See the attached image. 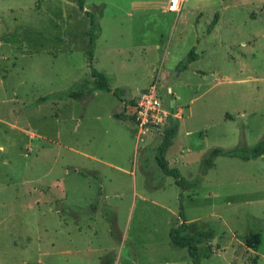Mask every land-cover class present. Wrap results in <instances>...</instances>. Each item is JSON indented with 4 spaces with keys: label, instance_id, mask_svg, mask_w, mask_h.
<instances>
[{
    "label": "rangeland",
    "instance_id": "rangeland-1",
    "mask_svg": "<svg viewBox=\"0 0 264 264\" xmlns=\"http://www.w3.org/2000/svg\"><path fill=\"white\" fill-rule=\"evenodd\" d=\"M169 2L0 0V264H193L169 237L181 210L214 234L201 264H264V155L218 156L202 174L215 147L264 139V0H186L179 13ZM193 48L195 65L175 68ZM93 71L121 96H54ZM154 79L183 114L169 164L165 130L142 131L129 103ZM250 232L258 249L243 242ZM54 245L80 252L43 254Z\"/></svg>",
    "mask_w": 264,
    "mask_h": 264
},
{
    "label": "trees",
    "instance_id": "trees-1",
    "mask_svg": "<svg viewBox=\"0 0 264 264\" xmlns=\"http://www.w3.org/2000/svg\"><path fill=\"white\" fill-rule=\"evenodd\" d=\"M79 7L83 10L85 7V0H77ZM215 19L217 20V15L215 16ZM215 22V21H213ZM212 24L208 31H211L213 28ZM74 38L76 37L73 35ZM54 40L61 41V38L52 37ZM197 53L195 52V48L191 49L187 56L180 62L179 66L182 69H186L190 62L197 59ZM92 79H85L84 81L80 82V86H82L81 90H71L66 92H61L58 95L60 99L71 97V98H82L85 95H90L94 93L97 90H107V91H114V93L117 96H121L119 90L112 89L108 78L106 75L102 72L93 71L92 72ZM90 84V86H88ZM52 96H44L40 100L41 101H47L48 99H51ZM134 104V103H133ZM117 117H120V115H117ZM227 117H232L229 114ZM178 119V118H177ZM174 118H171V126L165 130V144L166 147L169 146L171 143V140L177 135V126L175 123H173ZM165 151V150H163ZM264 155V139L258 142L256 145H254L251 148H248L246 146H240L231 150H226L221 147H215L210 155L205 158L204 160V168L202 174H205L208 172V170L214 166L215 164V158L218 156H229V157H239L244 160H249L252 158H257ZM164 164V162H163ZM165 166V164H164ZM168 170V169H167ZM168 174H171L175 177L176 182L179 186H181L184 190H186L187 187L191 186V182H189L187 179H185L180 171L178 169L168 170ZM181 221L179 219H176L170 229V241L174 246L177 247H184L188 248L190 256L193 260V264H201V258L206 255H210L211 250L207 252L206 254L203 253V248L201 244L205 243L207 240H210L214 237V234L212 232H205L201 228L198 227L196 222H188L184 219L182 210L180 214ZM243 242L245 245H247L249 248L258 249L261 244V235L259 233L250 232L243 236ZM254 262L257 261V257L253 259ZM110 262V261H107Z\"/></svg>",
    "mask_w": 264,
    "mask_h": 264
},
{
    "label": "built area",
    "instance_id": "built-area-1",
    "mask_svg": "<svg viewBox=\"0 0 264 264\" xmlns=\"http://www.w3.org/2000/svg\"><path fill=\"white\" fill-rule=\"evenodd\" d=\"M182 1L171 0L170 10L179 11ZM133 108L136 123L144 132L166 130L171 126L172 117L183 115L180 111L171 112L165 108L164 101L159 93L157 79H154L151 85L141 92L139 98L135 100Z\"/></svg>",
    "mask_w": 264,
    "mask_h": 264
},
{
    "label": "crops",
    "instance_id": "crops-1",
    "mask_svg": "<svg viewBox=\"0 0 264 264\" xmlns=\"http://www.w3.org/2000/svg\"><path fill=\"white\" fill-rule=\"evenodd\" d=\"M186 0H183L182 1V4H181V7H180V9H179V11H176L177 13H179V12H182L183 11V9L184 8H186ZM168 9L170 10V2H169V5H168ZM189 10V9H188ZM171 11H173V10H171ZM203 14V12L202 11H200V15H199V17L201 16ZM216 16V15H215ZM218 18H217V21H216V23H215V26L217 25V24H219V21H220V19H221V16H217ZM196 21H199L198 19H196ZM215 27H213L212 29H211V31H207L208 33H211L212 31H214L215 29H214ZM200 42V41H199ZM196 52V51H195ZM197 53V52H196ZM197 59L196 60H194V61H192V62H190L189 63V65H188V67L186 68V69H183L184 71H186V70H189V69H191L194 65H195V63L199 60V57H200V55H199V53H197ZM187 56V55H186ZM182 60H176L175 61V68H177V67H179V64H180V62H181ZM195 69V71H197V73L198 74H206V72L203 70V69H199V68H194ZM183 71V72H184ZM182 72V71H181ZM152 79H153V77H152ZM151 79V80H152ZM149 87V86H148ZM148 87H144V88H141V90H140V92H142V91H144L145 89H147ZM114 90V89H113ZM112 93L113 94H115L114 93V91H112ZM132 99V98H131ZM131 99H130V102L129 103H135V101L133 100V101H131ZM164 101V100H163ZM122 102L124 103V104H126L127 102L125 101V100H123L122 99ZM133 105V104H132ZM164 105H166L167 106V108H169V110L170 111H174L175 112V109L174 108H172V106L174 105V102L172 101V102H170V105H168V103L166 102V101H164ZM178 111H181V110H178ZM117 115H120V117H117ZM115 116L119 119V120H124V121H128V120H130L131 121V119H130V117H129V115H127V113H117V114H115ZM177 118H179V117H177ZM172 119H173V117H172ZM133 122V121H132ZM134 123V122H133ZM177 136V135H176ZM138 140L140 141V136L138 135ZM172 143V142H171ZM171 143L169 144V146L171 147ZM167 147V149L164 151V154H165V157H166V160H167V162H168V164L171 162V159H175L176 157H175V154H172L171 153V150H169L170 149V147ZM86 154V156L87 157H90V158H92V159H94V160H99V161H104V158L103 157H100L99 155H97L96 153H94V152H91V153H89V152H87V153H85ZM176 160V159H175ZM105 163H110L109 161H104ZM110 164H113V163H110ZM116 167H118V168H121L119 165H115ZM182 175V174H181ZM183 176V175H182ZM184 177V176H183ZM185 178V177H184ZM176 181V180H175ZM173 225V224H172ZM172 227V226H171ZM171 229V228H170ZM112 231V229H110V232ZM169 233H170V231H169ZM70 235V237H71V234H69ZM77 236H81V233H78V234H76L75 235V237H77ZM170 237V236H169ZM55 246L56 245H54L53 247L55 248ZM248 247V246H247ZM53 248V249H54ZM56 249V248H55ZM86 251H90V249L88 248ZM79 252H80V249H78L77 247H75L74 249H63L62 247L60 248H58V249H56V251H54V252H52L51 254H49L48 252H45V253H43V254H46V255H48V257L49 256H51V257H53V258H56V260L59 258H61V257H66V256H74L75 258L77 257V255L79 254ZM101 261V263L100 264H116V262L114 263V260H112V261H110V262H105V260H103V258L101 257V256H99V262ZM82 264H86V263H83L82 262ZM99 264V263H98Z\"/></svg>",
    "mask_w": 264,
    "mask_h": 264
}]
</instances>
